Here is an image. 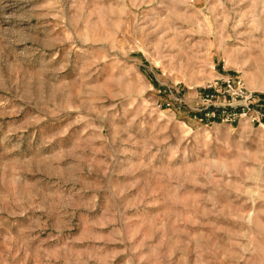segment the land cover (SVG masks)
I'll return each instance as SVG.
<instances>
[{
	"label": "rangeland",
	"instance_id": "1",
	"mask_svg": "<svg viewBox=\"0 0 264 264\" xmlns=\"http://www.w3.org/2000/svg\"><path fill=\"white\" fill-rule=\"evenodd\" d=\"M225 75L264 92V0H0V264H264Z\"/></svg>",
	"mask_w": 264,
	"mask_h": 264
},
{
	"label": "built area",
	"instance_id": "2",
	"mask_svg": "<svg viewBox=\"0 0 264 264\" xmlns=\"http://www.w3.org/2000/svg\"><path fill=\"white\" fill-rule=\"evenodd\" d=\"M201 95L204 109L200 120L230 125L246 121L264 130V92L248 90L240 77H215L206 83Z\"/></svg>",
	"mask_w": 264,
	"mask_h": 264
}]
</instances>
